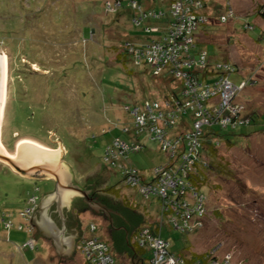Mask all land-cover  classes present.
Segmentation results:
<instances>
[{
	"label": "rangeland",
	"instance_id": "obj_1",
	"mask_svg": "<svg viewBox=\"0 0 264 264\" xmlns=\"http://www.w3.org/2000/svg\"><path fill=\"white\" fill-rule=\"evenodd\" d=\"M136 1H141L144 12L159 7L169 12L171 4V0H164L165 4L159 0ZM197 2L200 8L194 12L210 19L194 33L198 42L195 50L206 51L212 63L231 64L236 72L227 80L245 86L238 96L244 114L261 115L256 125L220 131L217 160L224 166L222 177L207 173L206 185L200 190L208 198L210 216L205 226L186 235L176 232L161 212V199L142 196L139 188L123 179L121 170L111 166L113 159L105 161L113 141L131 144L122 131L129 126L132 133L127 110L131 104L155 96L158 89L181 90V81L172 77L156 80L147 66H134L125 45H141V38L146 36L131 22L125 1L115 13L107 7L113 0H0V52L7 59L0 144L11 156L15 144L23 139L51 150L61 149L59 163L68 167L72 185L110 197L120 207L126 202L133 205L138 220L128 226L131 239L142 225L145 229L150 224L161 226L170 250L180 255L178 261L168 259L164 264H184L180 259L192 260L193 255L209 257L214 264H264V0H230L235 12L226 23L219 20L221 15L227 16L226 0ZM168 20L167 13L162 21L147 24L166 28ZM119 54H125L124 61H116ZM133 140L144 147L129 152L128 160H115L124 165L122 168L131 165L150 182L153 169L164 165L166 157L160 145L145 140L143 134ZM108 187L118 192L104 193ZM54 190V179L21 177L0 162V264H91L78 247L92 239L106 243L117 264H134L128 246L124 251L111 243L108 217L97 213L96 206L83 209L75 205L82 204L84 198L80 196L71 198L70 213L72 224L77 223L85 236L76 239L72 256H59L51 244L48 250L30 228L40 200ZM32 197H36L35 212L25 220L20 214ZM93 208L96 213L91 212ZM215 209L217 213L211 214ZM61 211L66 221V206ZM114 230L117 234L124 231ZM31 240L36 247L32 251L25 246Z\"/></svg>",
	"mask_w": 264,
	"mask_h": 264
},
{
	"label": "built area",
	"instance_id": "obj_2",
	"mask_svg": "<svg viewBox=\"0 0 264 264\" xmlns=\"http://www.w3.org/2000/svg\"><path fill=\"white\" fill-rule=\"evenodd\" d=\"M124 1L134 12L132 23L136 27H140L147 17L154 20L163 17L161 11L145 10L144 12L136 0H113V5L109 3L107 7L109 10H117ZM197 1L171 0L170 17L166 28L146 27L142 32L148 36L143 44L125 45L124 49L131 56L135 66L145 64L154 77L167 73L181 81L180 97L183 100L180 101L179 98L171 95L161 103L148 100L142 106L128 107L132 133L129 127H122V131L130 137L131 144L115 140L107 148L105 157L106 163L107 159H113L111 166L121 170L123 179L130 186L139 188L142 196L159 197L161 212L165 214L163 216L176 231L181 233H189L203 225V199L194 192L190 185L191 181H188V174L199 161L203 128L213 124L233 128L235 121L242 124H248L250 121L249 117L241 119L244 117L243 107L235 100L244 85L236 86L227 80L233 71L232 65L225 62L211 63L206 51L200 49L194 51L198 43L195 42L194 33L210 19L207 15L194 12L200 8V3ZM226 4L227 16L219 17L223 23H226L227 18L231 19L234 13L230 0H226ZM219 20L216 22L219 23ZM201 77L202 79L199 80ZM207 78L211 80L214 78V83L208 84ZM224 80L226 81L223 82ZM187 113H190L194 119L191 128L179 132L174 130L173 135H167L165 129L173 128L176 121ZM143 132H146L151 140L159 143L160 151L166 157L165 165L153 169L150 182L145 181L139 171L134 170L131 165L122 168L124 165H119L115 160L117 158L119 161L128 160L129 152L141 149V144L133 138ZM35 208L36 197H32L29 200V207L20 214V217L25 220L32 217ZM18 229H21V226ZM30 232H32L31 228ZM137 240L140 247L151 252L148 264H164L168 259L175 261L179 259L178 256L168 253L169 243L159 236H154L149 228L141 229ZM26 246L34 249L35 241L31 240ZM78 249L91 264H117L110 254V248L104 242L95 239L83 241L79 243Z\"/></svg>",
	"mask_w": 264,
	"mask_h": 264
},
{
	"label": "trees",
	"instance_id": "obj_3",
	"mask_svg": "<svg viewBox=\"0 0 264 264\" xmlns=\"http://www.w3.org/2000/svg\"><path fill=\"white\" fill-rule=\"evenodd\" d=\"M159 1L162 4L166 3L164 0L163 1L159 0ZM139 2L141 3V1H139ZM140 3H139V5H141L143 7V5L140 4ZM124 7L127 10H129V12L131 13V22H132V19L134 17V12L130 8H128L126 6V3H125ZM122 8H123V3H122V6H120V8L115 10V13H117ZM151 11H156V12L161 11L163 13V17L160 20H154V19H152L150 17H147L144 20V22L141 23V26L138 27V28L141 29V32H142V30H144V28L150 27V25L147 24L148 22H150V21H157V22L162 21L163 19L167 18V13L169 14V12H166L161 7H159V9H156V8L152 9ZM263 12H264V10H263ZM169 17H170V15H169ZM144 35L146 37L148 36L147 34H144ZM136 37H140L141 38L142 36H136ZM145 39L141 38V40H145ZM198 50L199 49L194 50V51H198ZM124 60H125V54H119L116 57V61L117 62H121V61H124ZM140 66H147V65L141 64ZM140 66H137V67H140ZM232 68H233V71L231 73L236 72V70H235V68L233 66H232ZM230 74H229V76H230ZM151 76L153 78H155L156 80H159V79H161V80L164 79L165 80V78H167V77H172V76H169L167 73H165L164 75L158 76V77H154L153 75H151ZM161 77H164V78H161ZM201 79H202V77L199 80H201ZM206 81H207L208 84H210V83L213 84L214 83V78L212 80L207 78ZM157 92H158V94H156L155 96H150L149 95L150 98H145V100H143V101L141 100L139 103H134V104H131V105H140V106H142L144 104V102L148 101V100H153L154 102H160L161 103L162 100L163 101L167 100V98H170L171 95L176 96L177 98H179L178 100H180V101L183 100V98L180 97L181 90L179 92L177 91V89H174L173 91H169L168 89L164 88V89H158ZM235 100L238 102V97ZM246 114L247 115L243 114L244 117H242L241 119H246V118L249 117L250 121H249L248 124H242L239 121H235L233 123V125H234L233 128L231 126H228L226 128H230L231 131H234V130H238V129H241V128H244V127L253 126V125L258 124L259 117H261V115H259V117H257L258 115L255 114V112H250V113H246ZM193 122H194V119H193L192 115L190 113H187L186 115L181 116L180 120L176 121V124L173 126V128L165 129V132L167 133V135H173L174 134V130H176L178 132L182 131V130H189L191 128ZM262 126H263L262 131H263V136H264V122H263ZM127 127H129V126H127ZM226 128L221 127L219 125L217 126V125H214V124L212 126H210V127H204L203 128V138L202 139H204V141H201V147L199 149V154H198L199 161L194 164L192 171L188 174L189 175L188 176L189 177L188 181L189 180L191 181L190 185H191L192 189L194 190V192L197 193L198 196L202 197V199H203V210H204L203 226H205V221L207 222V220H208V218L210 216V213H208L209 212L208 205H207L208 204L207 203L208 202V198L204 194H202L200 192V190L203 187H205V185H206V184H203V181L206 179V174L207 173L211 172L215 176L222 177L220 174L222 173V169L224 168V166L217 160L218 159L217 158L218 157L217 148L220 145L219 139L222 136L220 131L223 130V129H226ZM143 136H144L145 140L148 139L149 141H152L154 143H158L155 140H151L146 132H143ZM205 138H207V139H205ZM209 142H211V145H207ZM5 145H6L7 148H9V146H7L8 144L6 142H5ZM158 145H159V143H158ZM141 146L144 147L142 144H141ZM208 146H210L209 149H207ZM228 146H229V144L227 145V147ZM203 148H204V151H205V156L203 155V152H204V151H202ZM203 165H205V166H203ZM226 173H227V171H226ZM232 174H231V176H232ZM224 175H223V177H225ZM201 184H203V185H201ZM116 192H118V191H116L114 187H108V188H106L104 190V193H107L108 195H114ZM108 198L110 199V197H108ZM109 199H107L105 196H101V198H100V200H104L103 203L106 205V207H108L111 210H114L117 214H119V218L117 217L118 218L117 224L119 223V225H120L119 227L124 229V231L122 233H120V234L116 233L117 236L114 237V240L116 242L113 243V245L116 248L123 247L124 251H127L125 246H128L129 249H131L129 258H131V260H132V262L134 264H148V260L151 258V252H149L148 250L144 249L143 247H140L139 243H138V240H137L138 237H139L140 230L144 229V225H142L140 228H138L137 230H135L133 232V238L132 239L130 238V233L127 232L128 226L129 227L133 226L134 222L138 220V213L133 210V205L131 203H129V202H126L124 207H120V206H118V204L116 205L115 203H113L111 201V199L110 200ZM217 211L218 210L215 209V210L211 211V214H214V212L217 213ZM197 214H198V212H197ZM208 214H209V216H208ZM147 225H148V223H147ZM148 226H149V229L151 230V233L154 236H159L163 240L168 242V240L165 239L161 235V226L156 225L155 227H153L152 224H150ZM110 228H111V226H109V229ZM197 229H200V228H196V230ZM176 232H178V233H180L182 235H186L187 234V233H181L179 231H176ZM109 239L111 241V238H109ZM168 253L170 255L179 256L180 257V255H177V254L173 253L170 250V244H169V248H168ZM142 255H144V258H143ZM208 259H209V257L194 256L193 255V259L192 260H186V259L182 258V261L184 262V264H213L214 263L213 261L210 262Z\"/></svg>",
	"mask_w": 264,
	"mask_h": 264
},
{
	"label": "water",
	"instance_id": "obj_4",
	"mask_svg": "<svg viewBox=\"0 0 264 264\" xmlns=\"http://www.w3.org/2000/svg\"><path fill=\"white\" fill-rule=\"evenodd\" d=\"M6 81L5 57L0 52V116L4 104ZM61 151L50 150L44 146L28 139L19 140L15 144V154L10 156L0 149V161L9 166L15 173L28 179L52 178L55 181L53 193L43 196L39 205V222L35 216L32 224L38 227L40 233L51 237L57 253L70 256L74 250V239L63 237L53 222L47 217L49 206L52 202L57 203V210L64 226L61 208L66 206L69 209L70 200L73 196L86 197L90 191L80 189L72 185V176L66 165L59 163Z\"/></svg>",
	"mask_w": 264,
	"mask_h": 264
},
{
	"label": "flooded vegetation",
	"instance_id": "obj_5",
	"mask_svg": "<svg viewBox=\"0 0 264 264\" xmlns=\"http://www.w3.org/2000/svg\"><path fill=\"white\" fill-rule=\"evenodd\" d=\"M83 198H84L85 201L82 199V201H83L82 204L79 205V204H77L75 202V205L77 207H81L82 206L83 209H87L88 207L90 208V207L96 206V208L99 209V211H97V213H99L100 215L104 216L105 219L108 217V219H109V226H111V228H110L109 233L107 235H108L109 238H111V243L112 244L115 243L116 241L114 240V237H116L117 234H116V232H115L114 229L120 228L119 226H116V224L118 222L117 220L119 218V214H117L114 210H111L108 207H106V205L103 203L104 200H100L101 197H99L98 195L97 196L96 195H93L90 192L89 194L87 193V196L86 197H83ZM56 207H57V203H54V204H51V206L48 208V210H50L49 217L52 216V217L55 218L56 213H54V212H55ZM39 211H40V209H39ZM39 211H37V213L34 215L35 218L38 219V220H39ZM94 211H95V208H93L91 210L92 213H96V211L95 212ZM106 211L107 212H110V215L109 214H106ZM72 220H73V218L71 216H67L66 217V226L70 225L73 222ZM33 229H34V233L32 232L33 233V236L34 235H38L39 237L40 236L46 237L45 235H43V234L40 233V230H38V228H36V227L33 228V226H32L31 227V231ZM27 248L29 250H31V251L34 250V249H30L29 247H27Z\"/></svg>",
	"mask_w": 264,
	"mask_h": 264
},
{
	"label": "crops",
	"instance_id": "obj_6",
	"mask_svg": "<svg viewBox=\"0 0 264 264\" xmlns=\"http://www.w3.org/2000/svg\"><path fill=\"white\" fill-rule=\"evenodd\" d=\"M204 39V38H203ZM61 150V149H60ZM9 167V166H8ZM54 203V202H53ZM66 213H67V215H66V217L67 216H71L72 217V214L70 213L71 211H70V204H69V209H67V207H66ZM62 212V211H61ZM54 213H56V216H55V218L54 217H52L51 215V217H48L52 222H53V224L55 225V227L57 228V230L62 234V236L63 237H65L64 235H66V233L68 232H71L72 230L74 231V235L73 236H70V237H72L73 239H74V246H75V243H76V239L77 238H79V236L81 235V234H83L82 233V230L81 231H79L78 230V228H77V223H74V225L71 223L70 225H68V226H66V221H65V219H64V217H63V221H64V226H63V224H62V220H61V218H60V215H59V213H58V210H57V207H56V209H55V212ZM62 214H63V212H62ZM65 217V218H66ZM36 219V218H35ZM36 221L37 222H39V220L38 219H36ZM58 222H60V227L58 226ZM32 223V222H31ZM33 225V224H32ZM34 227H36V228H38L36 225H33ZM73 226V228H71ZM78 230L79 232H77L76 230ZM90 234V233H89ZM90 235H92V234H90ZM38 236V235H37ZM69 236V235H68ZM68 236H66V237H68ZM83 236H85L84 234H83ZM86 237H89V236H86ZM90 237H92V236H90ZM40 238L45 242V245H46V247H47V249L49 250V246H50V244H51V246L52 247H54V249L56 250V248H55V246H54V244H53V241H52V239H51V237H43V236H40ZM35 241V240H34ZM78 241V240H77ZM36 249V247L34 248V250ZM76 250V248L74 247V250H73V252L70 254V256H72L73 255V253H74V251ZM59 255V254H58ZM60 256V255H59ZM61 256H67V255H61Z\"/></svg>",
	"mask_w": 264,
	"mask_h": 264
},
{
	"label": "bare ground",
	"instance_id": "obj_7",
	"mask_svg": "<svg viewBox=\"0 0 264 264\" xmlns=\"http://www.w3.org/2000/svg\"><path fill=\"white\" fill-rule=\"evenodd\" d=\"M3 54V53H2ZM3 56L5 57V66H6V73H7V59L6 56L3 54ZM7 77V75H6ZM5 95H6V81H5ZM4 104H5V96H4ZM4 104H3V108H2V112H1V116H0V126H1V119H2V113H3V109H4ZM1 142V141H0ZM46 148V147H45ZM0 149L7 154V152L5 151V149L3 148V146H1L0 144ZM48 149V148H47ZM51 150V149H50ZM60 150V149H59ZM61 151V150H60ZM62 153V151H61ZM9 155V154H8ZM11 156V155H10ZM1 162V161H0Z\"/></svg>",
	"mask_w": 264,
	"mask_h": 264
},
{
	"label": "clouds",
	"instance_id": "obj_8",
	"mask_svg": "<svg viewBox=\"0 0 264 264\" xmlns=\"http://www.w3.org/2000/svg\"><path fill=\"white\" fill-rule=\"evenodd\" d=\"M232 6V5H231ZM232 9H233V7H232ZM234 10V9H233ZM235 12V11H234ZM228 63V62H227ZM243 89H245V86H243ZM243 89H242V91H243ZM240 94V93H239ZM239 96V95H238Z\"/></svg>",
	"mask_w": 264,
	"mask_h": 264
}]
</instances>
